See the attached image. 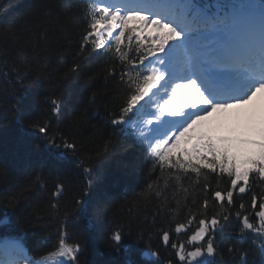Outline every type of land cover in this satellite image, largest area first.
Masks as SVG:
<instances>
[{
	"label": "snow or ice",
	"instance_id": "1",
	"mask_svg": "<svg viewBox=\"0 0 264 264\" xmlns=\"http://www.w3.org/2000/svg\"><path fill=\"white\" fill-rule=\"evenodd\" d=\"M78 11L83 24L78 45L73 49L68 42L60 53L71 55L73 63L62 76L59 94L46 95L45 119L30 123L57 150L58 159L71 153L79 160L84 178L72 198L71 212L61 209L66 192L62 181L49 193L48 212L57 222V250L51 255L62 258L57 264H79L81 245L75 236L81 227L93 226L85 215L93 195L104 199V193L93 192L102 178L92 163L111 155L117 132L143 146L150 171L160 173L136 204L149 202L154 193L161 200L153 222L170 214L176 221L174 232L186 234L170 242V230H160L162 245L174 250L175 260L167 264H220L216 237L233 219L241 246L225 250L234 264H249L250 252L264 257V190L254 191L257 183L264 184V104H254L264 95V0H80ZM41 17L49 25L59 14L46 5ZM13 37V46H18L20 38L14 33ZM38 39L47 46V26ZM38 48L32 44L33 63H40ZM24 54L18 47L16 58ZM93 54L106 57L105 80L116 81L119 103L107 111L105 123L112 128L107 137L91 124L87 108L76 117L77 127L91 126L94 134L104 137L94 155L81 158L77 154L83 146L77 136L58 129L53 133L52 127L63 118L81 59ZM10 55L0 48V76L11 85L14 103L9 111L22 120L30 114L25 99L30 85H25L24 73L31 69L10 60ZM100 99L93 93L88 108L97 107ZM242 109L247 111L237 112L230 134H211L209 121L232 120L233 110ZM161 180L164 189H171V198L163 196ZM46 191V180L37 172L30 183H17L5 203L19 214L33 192ZM182 212L184 222L177 219ZM8 222L7 214L0 216V225ZM125 235L121 227L110 230L115 251L123 249ZM144 255L155 257L153 264H165L158 251L149 249ZM0 264L46 260L31 255L21 239L0 237Z\"/></svg>",
	"mask_w": 264,
	"mask_h": 264
},
{
	"label": "trees",
	"instance_id": "2",
	"mask_svg": "<svg viewBox=\"0 0 264 264\" xmlns=\"http://www.w3.org/2000/svg\"><path fill=\"white\" fill-rule=\"evenodd\" d=\"M79 4L80 0H0V48L11 53L10 60L16 59L18 64H27L31 69L24 73V83L30 85L25 96L30 114L22 120L16 119L9 111L14 103L11 85L0 76V216L7 214L9 217L8 223L0 225V237L23 240L31 255L38 259L44 258L46 264H57L58 259H61L51 255L57 250V222L48 212L49 193L58 181H62L66 192L61 201V209L71 212L72 198L82 186L84 178L79 160L71 153L66 158L58 159L57 150L50 148L30 123L45 119L48 111L45 97L49 92L59 94L62 76L73 63L71 55L60 53L68 46V42H71L73 49L78 45L79 33L83 28ZM46 5L59 14L58 21L49 25H45L41 17ZM45 26L48 27L49 35L47 46L38 39L41 28ZM13 33L20 38L19 45L15 47ZM34 43L39 45L40 63L31 60ZM18 47H22L25 54L17 59ZM105 61L106 57L96 54L81 59V69L69 88L70 101L66 103L63 118L52 127L53 133L58 129L59 133L66 136H77L83 146L77 157L94 155L103 144L104 137L112 134V128L106 125L105 117L108 110L117 107L119 98L116 95V81L111 77L107 82L105 80ZM93 93L102 99L98 101L97 107L88 108ZM86 108L91 124L101 128L104 137L94 134L91 126L80 128L75 125L76 117ZM92 167L102 178L93 192L104 193V199L98 201L93 195L91 206L85 214L93 226L89 229L81 227L75 236L81 245L79 264H153L156 258L144 255L149 249L158 251L165 264L169 259L175 260L174 250L162 245L160 230H170V242L177 241L178 236L182 240L186 234L174 232L176 221L171 219L170 214L155 217L153 222L161 198L153 193L149 202L136 204L147 185L160 175L159 171H150L151 164L144 147L136 144L130 135L117 132L114 151L102 162H93ZM37 172H42L47 191L39 195L33 192L26 210L15 213L5 203L8 192L17 183H30ZM252 179L250 177V181ZM160 189L163 196L171 198L172 191L163 188L162 180ZM262 190L264 184L257 183L254 191ZM177 219L184 222V213ZM195 226L193 222L191 227ZM116 227L123 228L126 233L122 240L124 247L119 252L113 249L108 239L110 230ZM236 231L237 223L233 219L226 231L216 237L217 249L221 254L217 257L220 264H234V258L225 249L229 245L241 246V242L236 239ZM242 246L248 245L245 243ZM248 260L249 264H262L263 257L250 252Z\"/></svg>",
	"mask_w": 264,
	"mask_h": 264
},
{
	"label": "rangeland",
	"instance_id": "3",
	"mask_svg": "<svg viewBox=\"0 0 264 264\" xmlns=\"http://www.w3.org/2000/svg\"><path fill=\"white\" fill-rule=\"evenodd\" d=\"M255 106H260L264 104V95L257 97V100L254 102ZM247 111L246 109L242 110H233L232 113V120H220L219 122L209 121L208 124L210 125L212 135H228L230 134L232 128L234 127V120L236 117L237 112L243 113ZM205 130H208L207 128Z\"/></svg>",
	"mask_w": 264,
	"mask_h": 264
}]
</instances>
